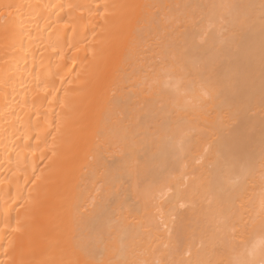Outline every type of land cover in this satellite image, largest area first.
<instances>
[{"label":"bare ground","instance_id":"6f19581e","mask_svg":"<svg viewBox=\"0 0 264 264\" xmlns=\"http://www.w3.org/2000/svg\"><path fill=\"white\" fill-rule=\"evenodd\" d=\"M0 264H264V0H0Z\"/></svg>","mask_w":264,"mask_h":264}]
</instances>
